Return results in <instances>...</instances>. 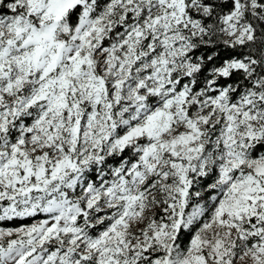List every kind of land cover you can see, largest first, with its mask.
I'll list each match as a JSON object with an SVG mask.
<instances>
[{"label":"snow or ice","instance_id":"1","mask_svg":"<svg viewBox=\"0 0 264 264\" xmlns=\"http://www.w3.org/2000/svg\"><path fill=\"white\" fill-rule=\"evenodd\" d=\"M0 264H264V0H0Z\"/></svg>","mask_w":264,"mask_h":264}]
</instances>
